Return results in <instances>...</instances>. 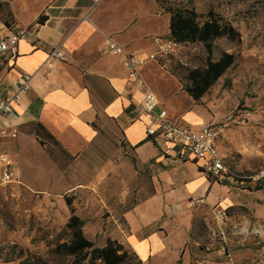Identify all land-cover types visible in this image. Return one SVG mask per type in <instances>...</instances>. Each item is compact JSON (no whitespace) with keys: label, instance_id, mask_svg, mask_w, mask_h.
Listing matches in <instances>:
<instances>
[{"label":"rangeland","instance_id":"1","mask_svg":"<svg viewBox=\"0 0 264 264\" xmlns=\"http://www.w3.org/2000/svg\"><path fill=\"white\" fill-rule=\"evenodd\" d=\"M51 1L0 0V34L30 26ZM119 1H129V7L126 17L116 14L118 22L124 24L135 14L134 20L144 33H156L148 41L168 36L160 34L165 23L169 24V14L158 1ZM163 1L165 6L194 9L200 15L211 12L239 35L235 40L213 41V60L228 53L235 56V62L197 103L210 118L201 124L222 123L230 114L236 119L224 130L217 146L231 168V178L221 184L236 198V206L228 211V224H234L238 233L225 237L224 245L220 239L212 243L209 234L215 228L214 220L206 224L195 218L189 247L193 252L209 253L226 245L229 253L240 254L241 261L264 264V190L246 180L264 170V0ZM148 51H154L152 45ZM206 57L202 45L180 44L159 65L164 75L173 76L182 87L180 79L185 72L202 66ZM186 97L184 93L180 99L188 100ZM29 129L41 142L26 146L25 156L15 149L16 142L7 145L22 182L0 188V264H99L56 252L68 240L65 225L72 214L84 221L83 235L95 248L104 247L107 240L115 241L128 253L129 261L124 264H135L137 258L124 241L127 228L123 215L150 194V185L143 179L150 171L139 165L121 132L104 122L98 140L68 151L38 124Z\"/></svg>","mask_w":264,"mask_h":264},{"label":"crops","instance_id":"2","mask_svg":"<svg viewBox=\"0 0 264 264\" xmlns=\"http://www.w3.org/2000/svg\"><path fill=\"white\" fill-rule=\"evenodd\" d=\"M127 4L129 1L52 0L43 9L47 21L37 25L34 20L27 27L18 43L15 64H0V98L19 72L32 75L30 93L14 106L10 117L0 118V127L18 130L15 140H0V150L7 152V145L16 142L15 149L25 156L26 146L41 142L29 129L36 123L66 150L75 151L98 140L99 129L106 122L121 132L139 165L150 171L143 178L150 185V194L123 215L125 244L142 264H248L240 260L239 253H229L226 245L209 253L193 252L189 247L193 219L209 224L212 207L232 208L236 198L221 184L223 180L210 181L197 163L179 155L177 147L146 135L149 118L140 108L146 91L157 97L155 112L165 110L170 121L197 129L210 118L189 96L180 99L185 93L181 85L173 76L164 75L160 65L147 63L140 71L143 85H139L129 81L119 59L106 52L105 38L129 51L152 52L148 51L152 45L148 37L156 33H144L135 14L124 24L118 22L116 14L122 18ZM165 26L162 35L169 33L168 22ZM53 47L63 50L65 59L54 60L53 74L45 77L42 65ZM197 198H203L205 204L188 208V200ZM233 226L224 229L225 237ZM209 236L212 243L219 240ZM223 249L225 256L221 257Z\"/></svg>","mask_w":264,"mask_h":264},{"label":"built area","instance_id":"3","mask_svg":"<svg viewBox=\"0 0 264 264\" xmlns=\"http://www.w3.org/2000/svg\"><path fill=\"white\" fill-rule=\"evenodd\" d=\"M28 32L27 27H13L6 33L0 34V64L9 67L15 64L18 57V43ZM154 51L150 53H137L129 51L126 47L119 45L110 38H105L106 52L119 59L127 79L143 85L140 71L147 63L160 64L172 55L178 45L168 36H154L151 39ZM64 60L65 53L58 47H53L47 53V59L43 63L46 71L45 77H50L54 72V60ZM41 66V67H42ZM32 75L26 72H19L13 77L8 91L0 98V118H8L14 113V106L27 96L31 91ZM158 100L154 93L146 91L140 102L142 113L148 116L149 124L145 132L147 136L158 137L173 147H177L179 155H185L198 164L202 174L210 181L218 182L231 178V168L226 163V157L218 151L217 143L231 124L236 123L233 115H227L222 123H205L199 128L192 129L187 125L180 124L168 119L167 112L160 110L155 112ZM18 135L16 127H0V140H15ZM249 183L264 190V170L256 171L247 178ZM22 182V174L11 156L0 150V188L10 185H18ZM205 204L203 198L190 199L187 202L188 208L194 209ZM215 228L210 235L220 239L222 244L226 243L224 229L228 226L230 215L227 208L216 205L211 208ZM238 229V228H237ZM232 227V233H238ZM221 256H225L224 249Z\"/></svg>","mask_w":264,"mask_h":264},{"label":"trees","instance_id":"4","mask_svg":"<svg viewBox=\"0 0 264 264\" xmlns=\"http://www.w3.org/2000/svg\"><path fill=\"white\" fill-rule=\"evenodd\" d=\"M156 1L159 2L164 12L169 14L168 37L177 45L200 44L205 49L207 57L203 65L187 70L182 79H180L183 91L195 103H198L235 62V56L228 53H222L217 60H213V41L220 38L235 40L239 35L230 24L211 12L206 15H200L194 9L165 6L163 0ZM46 21L47 16L40 14L35 23L43 25ZM67 206L71 208V203H67ZM70 210L72 212V209ZM228 211L229 209H227ZM83 226L84 221L79 217L72 214L68 218L65 225L68 240L55 249L58 254L75 259L80 258L82 261L87 259L89 261H98L99 264H124L129 261L128 253L123 249L122 245L115 241L107 240L104 247L95 248L93 243L83 235ZM19 264L35 263L33 261H24ZM135 264H142V262L137 258Z\"/></svg>","mask_w":264,"mask_h":264}]
</instances>
